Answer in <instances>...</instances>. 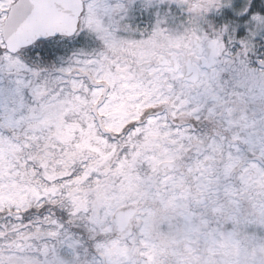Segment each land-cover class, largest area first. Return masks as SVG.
Here are the masks:
<instances>
[{"label":"snow or ice","instance_id":"1","mask_svg":"<svg viewBox=\"0 0 264 264\" xmlns=\"http://www.w3.org/2000/svg\"><path fill=\"white\" fill-rule=\"evenodd\" d=\"M0 264H264V0H0Z\"/></svg>","mask_w":264,"mask_h":264}]
</instances>
